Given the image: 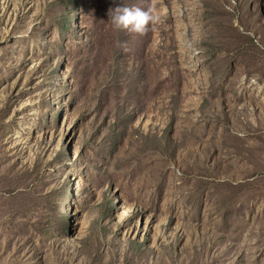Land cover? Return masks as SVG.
Here are the masks:
<instances>
[{"label": "rangeland", "instance_id": "1", "mask_svg": "<svg viewBox=\"0 0 264 264\" xmlns=\"http://www.w3.org/2000/svg\"><path fill=\"white\" fill-rule=\"evenodd\" d=\"M0 264H264V0H0Z\"/></svg>", "mask_w": 264, "mask_h": 264}, {"label": "clouds", "instance_id": "2", "mask_svg": "<svg viewBox=\"0 0 264 264\" xmlns=\"http://www.w3.org/2000/svg\"><path fill=\"white\" fill-rule=\"evenodd\" d=\"M159 14L153 8L120 6L109 9L108 19L116 29L143 34L146 26L159 22Z\"/></svg>", "mask_w": 264, "mask_h": 264}]
</instances>
